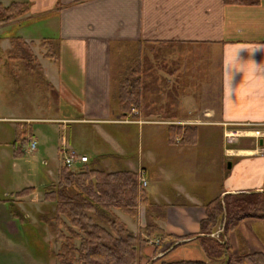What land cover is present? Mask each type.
<instances>
[{"label":"crops","instance_id":"0c3cea01","mask_svg":"<svg viewBox=\"0 0 264 264\" xmlns=\"http://www.w3.org/2000/svg\"><path fill=\"white\" fill-rule=\"evenodd\" d=\"M13 2L28 3L30 11L0 24V255L4 252L10 260V255L34 252L25 244L24 230L36 233L32 224L54 219L55 205L45 199L46 190L58 182L64 151L75 150L72 142L84 139L94 156H106L97 168L127 169L138 177L144 173L147 185L142 188L139 183L140 190L159 207L153 222L179 238L178 245L147 264L180 260L222 264L202 246L207 204L228 194L264 190V0L255 5L224 0H0L4 6ZM16 37L37 57L45 78L42 85L65 102L68 109H56L58 116L3 107L6 94L33 93L27 81L26 86L19 82L22 78L38 87L23 64L9 56ZM148 46H157L154 59L141 56ZM48 48L55 50L56 60L46 57ZM117 53L121 62L118 58L116 63ZM196 73H204L198 95L183 86ZM137 76L141 83L150 82L143 91L151 103L124 112L114 94L122 81L133 82ZM35 122L47 125L35 128ZM84 125L93 128L92 136H84ZM173 125L196 126L198 144L183 145L180 138L170 143L168 128ZM112 127L122 129V134L107 133ZM233 128L245 133L227 143L224 132ZM130 129L141 130L144 138L139 158L127 153ZM202 129H214L216 136L202 135ZM256 129L261 130L260 137L254 136ZM34 138L46 149L57 148L48 179L38 187L29 158L38 148L25 149ZM18 147L22 155L16 157ZM42 164L48 165L47 160ZM26 189L31 191L16 195ZM145 209L140 205L136 217L113 212L135 235H145ZM223 230L222 224L212 236L219 239ZM244 231L250 233L249 239L243 237ZM226 238L234 256L264 253V218L242 220ZM156 242L152 239L144 248L146 257L155 254ZM180 252L189 257L168 259ZM7 263L0 258V264Z\"/></svg>","mask_w":264,"mask_h":264},{"label":"trees","instance_id":"16d2710c","mask_svg":"<svg viewBox=\"0 0 264 264\" xmlns=\"http://www.w3.org/2000/svg\"><path fill=\"white\" fill-rule=\"evenodd\" d=\"M224 1L230 5H255L260 2ZM29 11L28 3L13 2L9 6L0 3V24L22 17ZM9 56L23 64V68L34 77L36 85L43 84L45 78L41 65L25 41L19 37L13 38ZM46 57L56 60L57 54L53 48H48ZM140 79L141 76H137L133 82H129L126 78L114 94L113 98L124 112L132 107L144 108L151 103L152 99L144 96L143 91V85L149 86L150 82L141 83ZM47 85L51 86L48 82ZM177 138H180V144L196 145L199 142V129L196 126H170L169 142L174 144ZM20 151L21 147L15 149L16 157L22 155ZM105 157L101 155L90 158L78 170L67 167L63 161L58 170V182L46 190L45 199L55 205L54 219L45 222L56 240L61 242V248L56 254L58 264H141L144 248L152 239L157 240L156 255L168 242L170 248L179 244L178 237L167 234L153 222L154 213L159 207L144 189L140 190L138 173L127 169L108 171L97 168L96 165H100ZM30 191L26 189L16 195L23 196ZM140 205L145 206L147 211L145 235H135L113 212V209H118L136 217ZM206 215L201 222L200 233L202 246L210 257L222 260V264H264L262 252L234 256L226 238L242 220L264 218V190L218 197L207 204ZM222 224L224 230L220 238L215 239L212 235ZM161 264L208 263L180 260L164 261Z\"/></svg>","mask_w":264,"mask_h":264},{"label":"rangeland","instance_id":"374dc122","mask_svg":"<svg viewBox=\"0 0 264 264\" xmlns=\"http://www.w3.org/2000/svg\"><path fill=\"white\" fill-rule=\"evenodd\" d=\"M157 46L151 47L148 46V49L146 50L147 53L142 54L141 56L143 57H147L149 59H154V52L156 51L155 48ZM160 49V48H159ZM115 61L117 63L118 58L119 62H121V56H118V53L115 54ZM199 58L198 55L196 56V61H198ZM125 65H121L120 68L124 67ZM202 68H205V65H202ZM23 74V73H21ZM204 74V73H203ZM201 73H196V75L190 74L189 78L191 80H193L192 82L189 80V82H187V84L183 85L185 87H189L190 90L194 93H196V95L199 94L200 92V88L198 87L199 84L201 85V80H199V78H201V76L203 75ZM28 82L27 84L29 85V93L33 92L30 96H25L22 97L21 95L19 96H8L9 94H6V96H4L2 98V103H3V107L4 108H13L16 109V107H20L23 108L22 112H26V113H35L36 115H42L45 117H56L58 116L60 113L58 110L60 107V110L63 109H68L66 107L65 102L58 98L56 95L48 92V90L43 86V85H39L38 87H36L35 85L32 84L31 79L29 78H22L19 82L23 83V86H26L27 84L25 82ZM23 88V87H22ZM26 89V88H25ZM49 97V99H48ZM32 110L34 112H32ZM47 124H43V123H38L35 122L34 123V127L37 128L39 127L40 129H45V126ZM51 126V124H50ZM83 131H84V136H87V134H89L88 136H92V134H94L93 132V128L91 126H87L84 125L83 126ZM107 133H111L112 135H114V137H118L119 134H122V129H118V127H112L106 130ZM216 130L212 129V130H205L202 129L201 130V134L204 135L205 133H210L213 136H216ZM126 143H127V153L128 154H132L135 157L139 158L141 156L140 152H143V145L144 143V138L141 136V130L139 129H130V130H126ZM70 137H72L71 132H70V128L68 130V135H66V138L70 139ZM118 139V138H117ZM37 140L38 143V152L33 154L32 156H29V158L33 159L34 161V167H35V177H34V185L36 187H38V184L40 182H45L47 181L48 177L46 176V172L52 168V166L54 165V161L56 160V156H57V148L51 147L50 149H46V147H42L40 146V142L38 139ZM84 140V139H83ZM83 140H75L72 143L75 146V150H69L68 148L64 151L65 152H70V151H75L77 154L81 155V153H87L89 155H93V159L96 157L94 155V152L92 151V147L91 146H86L84 144H88V143H83ZM30 142V141H29ZM28 142V144H29ZM27 147L25 146V149ZM105 149V148H104ZM142 149V150H140ZM146 153V149L144 151ZM63 153V154H64ZM31 155V153H30ZM44 160H47L48 165H44L42 164ZM62 164V158H61V163ZM229 164H231V161H227L225 163L226 167H229ZM140 188V186H139ZM141 189V188H140ZM34 191V190H32ZM146 210V209H145ZM126 217H128L127 215H125ZM32 226H34L36 228V233H33L31 231L27 229L24 230V233H26L24 235V241L25 244L27 245V247H31L32 251L34 252H25V255H22L21 257L18 256H13L10 255L12 257L6 258V256L4 255V252H1L0 258L2 260H4L5 263L7 264H32V260H30V258L34 259V261H36V264H58V259L56 257L57 252H59L60 248H61V242L57 241L50 226L47 225L45 222L42 221H38L37 223L32 224ZM222 225H220L219 227L221 228ZM250 233L249 232H245L243 234V237H245L246 239H249ZM21 237V236H20ZM41 240V242H40ZM59 243V246L58 244ZM44 244V245H43ZM169 242L164 244L163 247L159 250V253L164 254V251H167L170 246H169ZM44 246V248H43ZM59 248V249H58ZM156 255V254H155ZM155 255H151L150 257H146L145 255L142 257L141 260V264H147V263H151V259L155 256ZM171 257V258H170ZM168 257L169 260L172 259H177V258H181V257H189L188 255L183 254L182 252H180V254L176 255V256H170ZM173 257V258H172ZM6 259V260H5ZM11 261V263H10ZM28 261V262H27ZM19 262V263H18Z\"/></svg>","mask_w":264,"mask_h":264},{"label":"built area","instance_id":"2783aa9c","mask_svg":"<svg viewBox=\"0 0 264 264\" xmlns=\"http://www.w3.org/2000/svg\"><path fill=\"white\" fill-rule=\"evenodd\" d=\"M254 133L255 137H260L261 136V130L256 129L252 131ZM245 131L239 129V128H233L226 130L224 132V139L227 143H235L237 142L238 138L244 135ZM29 144L27 147V151H34L38 147L37 140L30 139ZM64 163L66 164L67 167L76 169L78 164H84L85 162L89 161V157L86 155H79L75 151H70V152H65L64 157H63ZM139 183L140 186L146 187L147 181L144 176V173H141L139 176Z\"/></svg>","mask_w":264,"mask_h":264},{"label":"water","instance_id":"95a60500","mask_svg":"<svg viewBox=\"0 0 264 264\" xmlns=\"http://www.w3.org/2000/svg\"><path fill=\"white\" fill-rule=\"evenodd\" d=\"M229 166H230V164H229Z\"/></svg>","mask_w":264,"mask_h":264}]
</instances>
